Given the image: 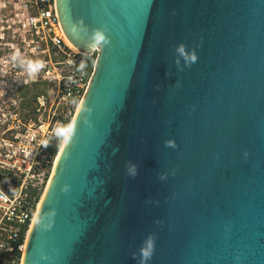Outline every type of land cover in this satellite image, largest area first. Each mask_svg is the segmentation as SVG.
I'll use <instances>...</instances> for the list:
<instances>
[{
    "label": "water",
    "instance_id": "1",
    "mask_svg": "<svg viewBox=\"0 0 264 264\" xmlns=\"http://www.w3.org/2000/svg\"><path fill=\"white\" fill-rule=\"evenodd\" d=\"M55 2L105 40L23 264H264V0Z\"/></svg>",
    "mask_w": 264,
    "mask_h": 264
},
{
    "label": "built area",
    "instance_id": "2",
    "mask_svg": "<svg viewBox=\"0 0 264 264\" xmlns=\"http://www.w3.org/2000/svg\"><path fill=\"white\" fill-rule=\"evenodd\" d=\"M21 25L60 56L35 77L0 83V254L1 264H21L27 233L52 173L60 137L85 95L99 47L89 52L69 43L61 29L55 0H30ZM26 7V5H25ZM46 80L47 88L28 100L21 87ZM31 98V97H30Z\"/></svg>",
    "mask_w": 264,
    "mask_h": 264
},
{
    "label": "rangeland",
    "instance_id": "3",
    "mask_svg": "<svg viewBox=\"0 0 264 264\" xmlns=\"http://www.w3.org/2000/svg\"><path fill=\"white\" fill-rule=\"evenodd\" d=\"M30 3V0H0V83L35 77L44 64L48 66L50 60L60 58L52 49L49 52L44 49V43L21 25L26 13L31 11ZM28 62L39 64L30 72ZM35 86L43 91L49 85L46 80L23 84V97L32 99Z\"/></svg>",
    "mask_w": 264,
    "mask_h": 264
},
{
    "label": "clouds",
    "instance_id": "4",
    "mask_svg": "<svg viewBox=\"0 0 264 264\" xmlns=\"http://www.w3.org/2000/svg\"><path fill=\"white\" fill-rule=\"evenodd\" d=\"M105 40V37L103 35L102 32L100 31H96L93 35V45L95 47H99L101 45V43ZM178 53L183 56L186 60V66H190L191 64L195 63L197 60V55L196 53L193 51L187 55H185V49L183 46H180L178 48ZM39 62H28V69L29 71H33L37 66H38ZM57 133L60 137L63 138V142H67L68 139L70 138L71 134H72V129H71V125L67 126V127H61L57 130ZM166 145L169 147H175V144L172 141H167ZM129 175L131 176H135L136 175V170L133 169H129ZM161 179H164V176L160 177ZM154 249H155V238L154 236H148L142 243V246L140 248V257H141V264H147V262L151 259L153 253H154ZM239 257H237L238 259Z\"/></svg>",
    "mask_w": 264,
    "mask_h": 264
},
{
    "label": "bare ground",
    "instance_id": "5",
    "mask_svg": "<svg viewBox=\"0 0 264 264\" xmlns=\"http://www.w3.org/2000/svg\"><path fill=\"white\" fill-rule=\"evenodd\" d=\"M64 35H65V34H64ZM65 38L67 39V41H68L69 43L72 44V42H71L66 36H65ZM83 100H84V96H83V98L81 99V101L79 102V104H78V106H77V109H76V112H75L73 118L71 119V122H70V124H69V125H71V127H72V125H73V123H74V120H75V118H76V116H77V113H78V111H79V109H80V107H81V104H82ZM64 144H65V142H63V139H62V142H61V144H60V147H59V149H58V152H57L56 157H55V160H54L52 173H53V170H54L55 164H56V162H57V160H58V157H59V155H60V153H61V151H62V149H63ZM52 173H51L50 178H49V180H48V182H47V184H46V187H45V189H44V191H43V193H42V195H41V197H40V200H39V202H38V205H37V208H36L35 214H34V216H33L32 222H31V224H30V227H29V230H28V233H27V237H26L25 248H24V251H23V256H22L21 264H23L26 245H27V242H28V239H29V236H30L31 230H32V228H33V225H34L35 219H36L37 214H38V212H39V209H40L41 203H42L43 198H44V196H45V193H46V191H47V188H48V185H49V182H50V179H51Z\"/></svg>",
    "mask_w": 264,
    "mask_h": 264
},
{
    "label": "trees",
    "instance_id": "6",
    "mask_svg": "<svg viewBox=\"0 0 264 264\" xmlns=\"http://www.w3.org/2000/svg\"><path fill=\"white\" fill-rule=\"evenodd\" d=\"M35 87H36V88L34 89V92H33V94H32L33 97L35 96L36 93L39 92L38 90H40L37 86H35ZM22 94H23V93H22ZM24 99H28V98H24ZM28 100H30V98H29ZM60 141H61V137H58V138L56 139V141H55V145H54L53 148L51 149L52 152H55V151L57 150Z\"/></svg>",
    "mask_w": 264,
    "mask_h": 264
}]
</instances>
